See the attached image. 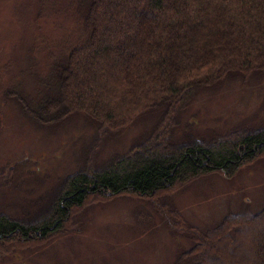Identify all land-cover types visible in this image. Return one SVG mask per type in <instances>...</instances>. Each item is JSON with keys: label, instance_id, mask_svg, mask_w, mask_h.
Wrapping results in <instances>:
<instances>
[{"label": "rangeland", "instance_id": "1", "mask_svg": "<svg viewBox=\"0 0 264 264\" xmlns=\"http://www.w3.org/2000/svg\"><path fill=\"white\" fill-rule=\"evenodd\" d=\"M87 1L0 0V216L25 224L47 218L69 176L89 164L112 167L154 132L166 131L172 144L185 145L264 127V72L199 88L174 127L168 119L157 128L165 106L117 132L82 112L41 124L33 113L57 95V67L88 39ZM163 193L155 199L91 197L45 242L6 245L11 251L0 253V264H183L179 256L193 243L169 219L187 225L181 229L206 231L230 213H258L264 208V159L233 177L209 174Z\"/></svg>", "mask_w": 264, "mask_h": 264}, {"label": "trees", "instance_id": "2", "mask_svg": "<svg viewBox=\"0 0 264 264\" xmlns=\"http://www.w3.org/2000/svg\"><path fill=\"white\" fill-rule=\"evenodd\" d=\"M83 18L88 39L57 67V95L33 113L41 124L82 112L117 132L145 111L165 106L157 128L168 119L174 127L199 88L230 75L248 80L264 72V0H88ZM155 134L112 167L89 164L69 176L47 218L25 224L1 215L0 253L11 251L6 245L43 243L63 231L91 197L155 199L209 174L233 177L264 159V127L185 145L172 144L166 131ZM169 222L193 243L180 263L240 264L245 258L248 264H264V208L230 213L206 231Z\"/></svg>", "mask_w": 264, "mask_h": 264}]
</instances>
